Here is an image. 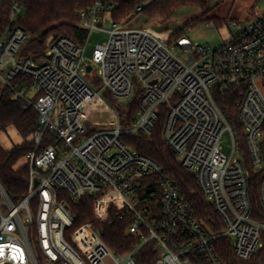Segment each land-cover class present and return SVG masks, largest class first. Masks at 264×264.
<instances>
[{
	"label": "built area",
	"instance_id": "obj_1",
	"mask_svg": "<svg viewBox=\"0 0 264 264\" xmlns=\"http://www.w3.org/2000/svg\"><path fill=\"white\" fill-rule=\"evenodd\" d=\"M115 8L94 0L78 13L84 42L93 32L107 34L89 62L84 42L60 37L39 63L22 56L28 35L13 26L21 9L11 8L0 38V87L24 100L23 110L33 109L38 119L24 157L26 196L13 204L0 186V264H135L146 246H152V264H224L221 239L236 260L249 261L264 246V14L212 49L185 34L131 29L111 17L112 28L104 31L103 15ZM141 10L142 4L135 12ZM18 76L30 86H14ZM226 94L235 98L249 159L262 174L255 215L249 172L217 104ZM135 95L137 114L123 127L119 110ZM158 126L162 143L194 176L218 222L198 218L162 168L124 142L149 137ZM56 191L72 201L92 196L93 221L69 233L74 219ZM111 211L130 215L128 234L138 241L122 256L111 252L94 225L108 223Z\"/></svg>",
	"mask_w": 264,
	"mask_h": 264
},
{
	"label": "trees",
	"instance_id": "obj_2",
	"mask_svg": "<svg viewBox=\"0 0 264 264\" xmlns=\"http://www.w3.org/2000/svg\"><path fill=\"white\" fill-rule=\"evenodd\" d=\"M107 1L115 4L116 8L110 12L114 22L126 19L144 2V0ZM93 2L94 0H0V38L10 25L11 8L17 5L21 13L16 17L13 26L21 28L28 35L22 47V56L39 63L44 59L51 42L57 38H68L78 44L84 42L87 33L80 26L78 13L92 6ZM186 7H194L206 12L207 2L205 0H151L148 4H143L141 12L136 13L143 15L146 13L151 18L169 20L177 9ZM202 21V18L198 17L187 26L196 25ZM208 22L213 26L223 25V22L216 18ZM178 33L182 34L185 31L180 29ZM31 82L30 79L18 76L13 81V85L18 88H28ZM12 94L8 88L0 87V134L13 129L21 143L12 145L10 149H5L0 144V186L12 203L18 204L27 194L28 170L26 165L15 169V164L32 148L30 136L36 129L38 116L31 108L24 111V100L14 99ZM217 104L233 131L236 146L242 154L243 164L249 172L250 198L255 215L261 211L258 190L262 174L249 159L240 124L236 118L235 98L226 94L217 100ZM137 111L138 95H135L126 110H119L123 127H127L132 122ZM124 142L162 168L165 175L173 180L180 194L192 206L198 218L208 225L212 224V221L218 222L212 209L204 202L194 176L180 166L174 154L162 143L160 126L149 137L131 136L124 138ZM261 151L264 155V144L261 145ZM56 194H58V201L65 203L69 214L74 219L69 233L80 225L93 221L92 196H83L77 201H72L61 191H56ZM94 225L100 227L103 242L116 256L126 254L138 243L136 238L128 234L131 221L127 213L116 214L111 211L108 223ZM261 240L264 243V234L261 235ZM218 253L224 264H264V246L249 261L242 262L234 258L228 240L221 239ZM134 261L135 264H152L154 261L152 246L144 247L136 254Z\"/></svg>",
	"mask_w": 264,
	"mask_h": 264
},
{
	"label": "rangeland",
	"instance_id": "obj_3",
	"mask_svg": "<svg viewBox=\"0 0 264 264\" xmlns=\"http://www.w3.org/2000/svg\"><path fill=\"white\" fill-rule=\"evenodd\" d=\"M151 0H144V5ZM207 2V10L202 11L194 7H186L177 9L169 20H161L158 17L151 18L148 14H138L136 12L129 15L121 21L127 28L142 29L151 28L156 31H172L178 32L180 29L185 31L187 36L193 43L204 45L212 49L221 47L230 37L236 36L247 28L248 23L257 15L264 14V0H205ZM142 4V6H143ZM201 17L202 22L196 25L187 26L192 20ZM216 18L223 22L222 26H213L208 20ZM234 25H226V24ZM221 25V24H220ZM100 28L108 31L112 28L110 13L103 15ZM88 39V41H87ZM83 43L85 46V59L89 62L92 52L97 45L103 44L107 40L106 32H93ZM97 73L98 68H94ZM10 130L5 139L7 143H21L15 131ZM9 132V131H8ZM222 147L225 154L230 153V141L227 135L222 138ZM25 165L24 158L15 164V169Z\"/></svg>",
	"mask_w": 264,
	"mask_h": 264
},
{
	"label": "crops",
	"instance_id": "obj_4",
	"mask_svg": "<svg viewBox=\"0 0 264 264\" xmlns=\"http://www.w3.org/2000/svg\"><path fill=\"white\" fill-rule=\"evenodd\" d=\"M10 130H11V129L8 130L9 132L7 131L6 133H1V134H0V144H1V146H2L3 148H5V149H10V148L12 147V144H13V143L11 142V144H9V143L6 142V140H5L4 138L1 139V137L4 136V135L7 136V133H10ZM12 131H14V130H12ZM16 134H17V133H16Z\"/></svg>",
	"mask_w": 264,
	"mask_h": 264
},
{
	"label": "water",
	"instance_id": "obj_5",
	"mask_svg": "<svg viewBox=\"0 0 264 264\" xmlns=\"http://www.w3.org/2000/svg\"><path fill=\"white\" fill-rule=\"evenodd\" d=\"M87 71H88V72L90 71V67L87 68Z\"/></svg>",
	"mask_w": 264,
	"mask_h": 264
}]
</instances>
